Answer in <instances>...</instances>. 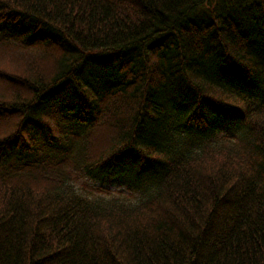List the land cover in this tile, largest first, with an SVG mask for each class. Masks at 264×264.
<instances>
[{
  "label": "trees",
  "instance_id": "1",
  "mask_svg": "<svg viewBox=\"0 0 264 264\" xmlns=\"http://www.w3.org/2000/svg\"><path fill=\"white\" fill-rule=\"evenodd\" d=\"M0 264H264V0H0Z\"/></svg>",
  "mask_w": 264,
  "mask_h": 264
},
{
  "label": "rangeland",
  "instance_id": "2",
  "mask_svg": "<svg viewBox=\"0 0 264 264\" xmlns=\"http://www.w3.org/2000/svg\"><path fill=\"white\" fill-rule=\"evenodd\" d=\"M110 186L112 188V192H111V194H108V195H113V197H117V196L122 197L123 195H125L127 197V195H126L127 193H124L122 191H118L119 188H122V187H120L118 185H110ZM77 187H78V189L80 188L79 185ZM99 187H100V185L98 183H90L88 185L86 184V191L87 192H85V193L93 194V195H99V192H98ZM100 195H104V194L100 193Z\"/></svg>",
  "mask_w": 264,
  "mask_h": 264
}]
</instances>
